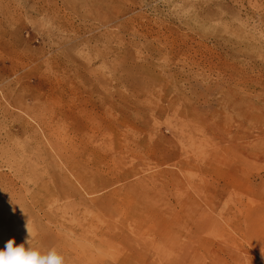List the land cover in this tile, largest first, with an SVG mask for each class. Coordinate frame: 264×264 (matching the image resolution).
<instances>
[{
    "label": "rangeland",
    "instance_id": "374dc122",
    "mask_svg": "<svg viewBox=\"0 0 264 264\" xmlns=\"http://www.w3.org/2000/svg\"><path fill=\"white\" fill-rule=\"evenodd\" d=\"M28 229L65 264H264V0H0L2 241Z\"/></svg>",
    "mask_w": 264,
    "mask_h": 264
},
{
    "label": "clouds",
    "instance_id": "9594fccd",
    "mask_svg": "<svg viewBox=\"0 0 264 264\" xmlns=\"http://www.w3.org/2000/svg\"><path fill=\"white\" fill-rule=\"evenodd\" d=\"M32 239L28 229L24 243L16 245L14 239L8 240L4 249L0 250V264H65L64 257L55 249L42 252L31 244Z\"/></svg>",
    "mask_w": 264,
    "mask_h": 264
},
{
    "label": "bare ground",
    "instance_id": "6f19581e",
    "mask_svg": "<svg viewBox=\"0 0 264 264\" xmlns=\"http://www.w3.org/2000/svg\"><path fill=\"white\" fill-rule=\"evenodd\" d=\"M5 237H3V232L0 231V241L2 243H0V250L4 249L6 242L8 241V238L6 237V239L4 241H2Z\"/></svg>",
    "mask_w": 264,
    "mask_h": 264
}]
</instances>
